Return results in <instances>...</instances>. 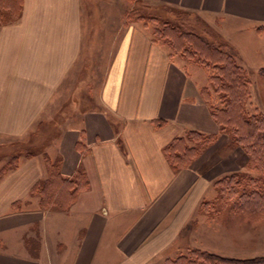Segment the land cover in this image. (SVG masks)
I'll list each match as a JSON object with an SVG mask.
<instances>
[{
    "label": "crops",
    "instance_id": "crops-1",
    "mask_svg": "<svg viewBox=\"0 0 264 264\" xmlns=\"http://www.w3.org/2000/svg\"><path fill=\"white\" fill-rule=\"evenodd\" d=\"M140 1L216 25L246 69H264V0ZM125 3L102 0L96 20L86 0H20L19 17L0 23L5 142L44 120L82 71L97 80V105L47 152L63 178L85 174L68 208H42L34 192L48 177L42 155L0 175V264H166L196 249L236 259L234 211L224 209V219L223 208L207 207L221 201L217 181L245 171L248 157L227 148L230 136L204 99L209 71L170 57L147 27L125 20ZM191 131L216 140L176 171L165 150Z\"/></svg>",
    "mask_w": 264,
    "mask_h": 264
},
{
    "label": "trees",
    "instance_id": "trees-1",
    "mask_svg": "<svg viewBox=\"0 0 264 264\" xmlns=\"http://www.w3.org/2000/svg\"><path fill=\"white\" fill-rule=\"evenodd\" d=\"M19 15L20 0H0V23L18 18ZM182 27L168 24L157 31L160 38L154 41L169 46L172 50L170 57L184 55L193 64H199L209 71L210 88L203 90L204 99L211 106L212 114L222 130L232 138L235 146L245 151L248 169L253 173H235L218 180L216 186L221 192L219 199L223 201L224 195L227 196L229 180H245L247 183L241 191L234 190V197L227 198L233 201V208L244 213L247 218L253 221L261 219L264 217V119L261 115L248 114L246 109L245 100L249 96L246 72L222 45L205 39L191 28L186 27L184 30ZM257 30L263 32L264 26ZM261 74L264 76V69H261ZM213 94L218 96L219 107L212 105ZM195 138L202 140L204 146L216 140L214 136L194 131L187 138L175 139L165 150L174 170L189 167L201 152L199 145L187 144L186 140L193 142ZM47 165L48 177L35 187L34 192L41 196L42 208L66 209L86 187L85 174L78 171L73 179H65L60 173V159L47 160ZM169 264H264V257L229 259L209 252L192 251Z\"/></svg>",
    "mask_w": 264,
    "mask_h": 264
},
{
    "label": "rangeland",
    "instance_id": "rangeland-1",
    "mask_svg": "<svg viewBox=\"0 0 264 264\" xmlns=\"http://www.w3.org/2000/svg\"><path fill=\"white\" fill-rule=\"evenodd\" d=\"M101 1L102 0H86L88 13L94 15L96 20L100 19L99 8L101 7ZM125 5L127 7L125 11V20L128 23H142L148 28L154 39H159L160 37L157 34V31H160L164 26L169 24L172 26H183L182 29L184 30L186 27L191 28L205 39L222 45L227 52L233 55L236 63L246 72L245 81L247 82L249 96L245 100V106L248 110V114L261 115L264 119V76L261 74V70L256 71L260 67L253 68L252 71L246 69L242 65L240 57L237 55L236 51L220 39L217 31L218 27H216V25H207L196 15L179 9L169 8L167 6L150 5L140 0H126ZM244 41L246 40L244 39ZM158 43L162 44L163 42ZM166 47L171 53V48L169 46ZM175 57L193 64V62L184 55H175ZM261 62L263 63L264 60ZM252 63L257 62L252 60ZM252 63L250 66H254ZM193 65L202 67L199 71L201 75H206L205 71L207 69L205 67L199 64ZM88 73V71L84 73L82 71V77L76 79V85L73 87L74 92L61 95V97L57 99V102L54 103L53 109L43 112L45 116L44 120L41 121L38 119V121H36L37 123L32 125L26 134L20 137H15L13 143H7L5 142L6 139L0 137V175L6 172L10 167L14 166L18 159L23 156L32 157L42 155L47 160L54 161L48 156L47 152L48 150H51L52 145L54 146L55 139L61 134L63 129L70 127V123L76 121L81 113L97 105V95L93 93V83H97V80L88 76ZM211 92L213 93V91ZM212 98L213 101H211L213 107H219L218 96L213 94ZM54 118L58 120H52ZM199 140V138L193 139L191 145H199V148L201 149L210 145L208 144L204 146V142ZM226 146H228L227 148H231V146L237 147L234 145L231 137L230 142L227 143ZM238 173L242 175L245 173L251 174L252 172L249 171L247 164V169ZM246 183L245 180L237 182L236 179L234 180V178H232L229 180L230 189L226 191L227 196L224 195V200L219 201L216 205L214 204V206L212 205L213 203H210L207 207L217 209L223 208L222 214L224 219L228 218L227 213L229 212V210L224 211V209H232V212L234 211L232 219L234 221V251L237 252L234 253V258L236 259L264 257V217L255 221L247 218L244 213L233 208V201H230V199L227 198L230 196L234 197V190L237 192L241 191ZM218 194L217 198H219L221 194L219 188ZM192 251L202 250L196 249ZM192 251L181 254L175 260H168L166 264H169L171 261H176L181 256L188 255Z\"/></svg>",
    "mask_w": 264,
    "mask_h": 264
}]
</instances>
